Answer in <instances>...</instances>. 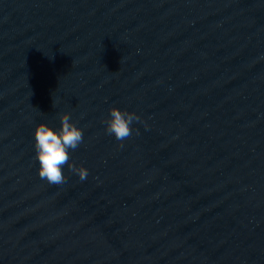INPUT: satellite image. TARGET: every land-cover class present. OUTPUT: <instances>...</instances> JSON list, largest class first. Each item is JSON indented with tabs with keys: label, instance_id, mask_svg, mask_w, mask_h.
<instances>
[{
	"label": "water",
	"instance_id": "95a60500",
	"mask_svg": "<svg viewBox=\"0 0 264 264\" xmlns=\"http://www.w3.org/2000/svg\"><path fill=\"white\" fill-rule=\"evenodd\" d=\"M0 264H264V0H0Z\"/></svg>",
	"mask_w": 264,
	"mask_h": 264
},
{
	"label": "clouds",
	"instance_id": "9594fccd",
	"mask_svg": "<svg viewBox=\"0 0 264 264\" xmlns=\"http://www.w3.org/2000/svg\"><path fill=\"white\" fill-rule=\"evenodd\" d=\"M139 119L136 113L113 106L105 120V130L123 143L133 135V122ZM60 122L59 129H54L45 122H40L35 128V158L40 165L38 174L49 184L62 185L65 183L63 168L68 166L84 181L88 176L87 169L69 164L70 150L75 151L84 142V132L70 119L68 113L61 115Z\"/></svg>",
	"mask_w": 264,
	"mask_h": 264
}]
</instances>
